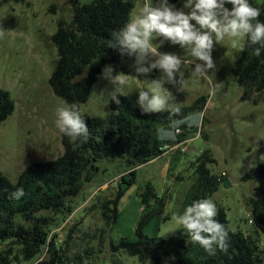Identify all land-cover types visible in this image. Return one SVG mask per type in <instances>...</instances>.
<instances>
[{"label":"rangeland","instance_id":"rangeland-1","mask_svg":"<svg viewBox=\"0 0 264 264\" xmlns=\"http://www.w3.org/2000/svg\"><path fill=\"white\" fill-rule=\"evenodd\" d=\"M90 1L80 0V3ZM132 1L131 19L145 3V0ZM254 1L261 4L263 0ZM152 2L155 4L156 0ZM174 5L188 11L183 8V0ZM71 18L70 0H0V87L9 91L15 102L14 112L0 125V170L12 182L18 180L29 164L55 159L63 153L61 132L56 126L58 107L75 104L84 118L105 116L109 111L114 86L102 74L84 102L68 103L53 92L49 83L57 58L52 35L60 20ZM245 39L235 49L227 37L214 46L212 55L216 67L209 72L214 95H210L208 81L195 73L191 63L183 65L178 75L182 84L175 87L164 83L159 70L137 77L131 67L134 58L109 64L115 73L129 74L126 79L130 82L117 93L126 95L134 105L139 106V91H151L158 87L157 82L164 84L166 91L162 94L170 104L181 108L204 97L206 105L203 111L193 110L185 118L175 119L167 128H161L162 137L167 136V131L170 136L175 135L179 128L177 134L187 139L186 151L174 150L138 168L137 182L120 198L119 215L111 230L107 228L100 233L106 222L99 208L100 201L110 198L117 190L121 174L113 166L85 185L70 217H57V226H53L59 235L57 241L63 244L69 240L71 254L84 257L83 264H152L113 246L119 245L123 238L135 241L139 221L155 206V202L144 205L138 195L148 181L153 183L159 196L167 198V204L163 214H155L144 225V233L167 239L181 228L172 217L182 214V201L197 175V156L205 149L211 150L215 158V163L210 165L212 172L224 175L210 199L226 212L235 231L252 236L263 247L264 234L255 231L250 223L248 200L264 189V177L244 179V175L252 166L264 163V89L247 94L233 73ZM162 40L161 37L153 41L159 51L176 53L182 60L192 59L179 45L167 41L161 44ZM70 231L71 237L67 239ZM5 246L0 240V248ZM20 258L13 264L38 262ZM171 263V257L165 256L160 264Z\"/></svg>","mask_w":264,"mask_h":264},{"label":"trees","instance_id":"trees-1","mask_svg":"<svg viewBox=\"0 0 264 264\" xmlns=\"http://www.w3.org/2000/svg\"><path fill=\"white\" fill-rule=\"evenodd\" d=\"M177 1L169 0L173 4ZM70 2L71 20H60L52 35L57 58L49 83L57 96L72 104L88 100L106 65L128 58H122L111 48L112 34L131 20L134 3L132 0ZM249 2L260 9L259 19L264 22V0L261 4L254 0ZM255 47L258 45H250L246 37L233 67L234 75L247 94L264 89V49L257 57ZM117 94L120 104L110 99L105 116L84 118L89 128L87 142L74 141L61 133L64 151L57 158L29 164L16 182L0 170V240L6 244L0 248V264H13L15 259L20 261L21 256L26 261L36 259V264H83L84 257L71 254L69 240H64V245L57 241L59 235L53 231L57 217H70L76 209V198L83 193L85 185L113 166L121 174L117 190L110 198L101 200L99 208L106 222L99 229L100 233L112 229L119 215V200L137 182L138 168L162 156L166 146L175 143L160 136L161 126L183 119L193 110L203 111L206 105L205 98L201 97L192 105L181 107L180 115L169 117L167 112L143 113L126 95ZM14 110L15 102L9 91L0 87V125ZM196 162L197 175L182 201V214L194 201L210 199L223 181L224 175L213 173L210 167L215 163L211 150H202ZM256 177H264V163L252 166L244 175V179ZM18 187L24 188L25 196L20 200L10 199L9 194ZM138 195L144 205L155 202V206L139 221L137 239L123 238L119 245L113 246L114 249L121 248L152 264H160L165 256L171 257V264H264V241L261 247L252 236L235 231L226 212L219 206L216 219L229 229L227 252L218 250L216 255L210 256L199 244L191 241L182 226L167 239L146 235L144 225L155 214L164 213L167 198L158 195L151 181ZM248 204L251 206L250 223L255 231L264 234V189L258 196L251 197ZM67 236V239L71 237V231ZM84 250L90 253L89 248Z\"/></svg>","mask_w":264,"mask_h":264},{"label":"clouds","instance_id":"clouds-1","mask_svg":"<svg viewBox=\"0 0 264 264\" xmlns=\"http://www.w3.org/2000/svg\"><path fill=\"white\" fill-rule=\"evenodd\" d=\"M183 8L188 11L177 9L169 0H156L155 4L152 0H145L139 13L112 34L111 48L122 58H134L131 67L137 77L159 70L164 83L173 87L182 84L178 75L183 65L191 63L195 73L208 81L210 95H214L215 88L209 79L210 70L216 67L212 55L214 46L227 37L235 49L247 37L250 45H258L254 52L259 57L264 49V22L259 19L261 11L249 0H183ZM161 37V44L167 41L179 45L192 59L182 60L176 53L159 51L153 41ZM114 73V67L106 65L102 78L114 86L111 99L119 105L117 92L130 82L126 79L129 74ZM157 83L158 87L151 91H139L137 104L142 112H167L169 117L180 115L179 106L170 104L162 94L166 91L164 84ZM56 112V126L61 133L74 141L87 142L89 128L75 104L60 106ZM25 194L24 188L18 187L9 198L20 200ZM217 215L216 204L211 199H202L194 201L183 214L173 215L172 220L186 230L193 243L214 256L218 250L227 252L229 247V229L217 221Z\"/></svg>","mask_w":264,"mask_h":264},{"label":"crops","instance_id":"crops-1","mask_svg":"<svg viewBox=\"0 0 264 264\" xmlns=\"http://www.w3.org/2000/svg\"><path fill=\"white\" fill-rule=\"evenodd\" d=\"M174 122V120H172V121H170V122H167V123H164L162 126H161V128L162 127H166V126H170L172 123ZM161 128H160V130H161ZM167 128V127H166ZM169 132L170 131H167V136H165V137H162L161 136V134H160V136L162 137V138H164V139H167V140H171V141H174L175 143L174 144H177V143H179V142H181V141H187V139H184L185 137H182L180 134H175V135H173V136H170L171 134H169ZM169 145H171V144H169ZM168 146V145H167ZM168 152H164L163 153V155L162 156H164V155H166ZM162 156H160V157H162ZM159 158V157H158ZM170 158H173V153H172V155H171V157ZM155 159H157V158H155ZM155 159H153L152 161H150V162H153ZM150 162H148V163H150ZM168 163V162H167ZM166 168L168 169L169 168V165L168 164H166Z\"/></svg>","mask_w":264,"mask_h":264},{"label":"built area","instance_id":"built-area-1","mask_svg":"<svg viewBox=\"0 0 264 264\" xmlns=\"http://www.w3.org/2000/svg\"><path fill=\"white\" fill-rule=\"evenodd\" d=\"M180 131L179 128L176 129V132L178 133ZM186 143L187 141H181L177 144H173V145H168L166 146L167 150L165 152L171 153L174 150H181V151H186Z\"/></svg>","mask_w":264,"mask_h":264}]
</instances>
